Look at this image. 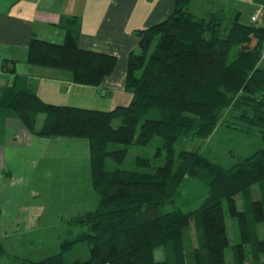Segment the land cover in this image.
Wrapping results in <instances>:
<instances>
[{"label": "trees", "instance_id": "obj_1", "mask_svg": "<svg viewBox=\"0 0 264 264\" xmlns=\"http://www.w3.org/2000/svg\"><path fill=\"white\" fill-rule=\"evenodd\" d=\"M191 1L176 0L165 19L135 32L138 52L127 59L124 90L131 98L125 106L98 111L48 104L24 83L0 82V108L11 110L31 135L88 141L97 195L95 210L67 221L77 233L57 253L17 258L16 264H185L183 234L194 220L200 230L194 264H227L225 211L237 220L242 243L254 244L258 264H264V239L254 238L264 223V199H249L248 211L236 205V197L249 195L253 186L264 192V25L242 23L238 11L198 16L189 10ZM79 28L76 18L66 20L62 44L30 38L26 62L68 72L75 85L99 87L117 58L81 49ZM231 104L259 126L261 148L230 166L198 148L176 150L185 139L207 137ZM156 138L155 156L165 152L162 166L138 157L135 170L119 168L130 146L146 147ZM244 261L240 250L237 264Z\"/></svg>", "mask_w": 264, "mask_h": 264}, {"label": "crops", "instance_id": "obj_2", "mask_svg": "<svg viewBox=\"0 0 264 264\" xmlns=\"http://www.w3.org/2000/svg\"><path fill=\"white\" fill-rule=\"evenodd\" d=\"M175 1L0 0V78L10 86L16 82L17 85L24 83L48 104L98 111L125 106L131 98L124 90L127 59L131 52H138L135 32L165 19ZM231 1L234 0H208L207 7L201 11L198 0H192L189 10L193 13L196 9L198 16L220 9L236 11L232 9L235 7ZM69 18L79 21L78 44L81 49L108 53L117 58L112 74L99 87L75 85L68 72L26 62L30 38L62 44L65 22ZM4 67H12L14 72ZM80 157L89 160L87 140L33 136L11 110L0 108V237L20 235L16 233L18 230L39 229V219L45 213L44 205H39L38 214L34 209L38 204L32 202L30 193L33 178H39V166L44 173L54 172L56 161H72ZM65 167L58 168L57 172L65 173L69 170ZM94 196L90 197L92 202ZM91 209L75 210V214Z\"/></svg>", "mask_w": 264, "mask_h": 264}, {"label": "rangeland", "instance_id": "obj_3", "mask_svg": "<svg viewBox=\"0 0 264 264\" xmlns=\"http://www.w3.org/2000/svg\"><path fill=\"white\" fill-rule=\"evenodd\" d=\"M198 3L201 6L198 9L202 11L207 7L208 0H198ZM230 3L235 8H229L240 12L242 23L251 24V17L256 15L258 21L254 24L264 25V0H234ZM195 10L193 9V13ZM262 65H264V58ZM3 79L0 80L1 84ZM236 102L237 100H235ZM232 104L221 110L216 125L207 137L204 139L194 137L185 139L177 145L176 150L198 148V152L206 158L230 166L261 148L262 134L259 126L253 123L249 124L248 121L244 120L241 109H236ZM231 112L233 114H230ZM252 118L254 117L252 116ZM159 146L157 138L146 147L130 146L126 158L119 168L135 170V162L138 157L150 160L152 167L162 166L165 158L164 150H161L160 156H155ZM110 165L111 168L116 167L113 163ZM53 166L54 172L46 171L45 173L39 166V178L35 180L34 177V185L31 186V200L38 204H36V208L34 207L38 214L39 205H44L45 213L39 219V229L18 230L16 233L19 232L20 235L0 237L4 250V254H0V264H16L17 258L40 260L57 253L60 249V243L72 238L77 233V229L69 228L67 223L69 219L76 216L75 210L82 212L91 208V211L96 209L97 195L91 186L89 160L80 157L72 161H56ZM63 166H67L69 170L65 173L57 172V169ZM188 188V184L183 185L182 196L186 195ZM92 195H95L93 202L91 201L92 198L90 199ZM260 197L264 199L262 187L260 185L253 186L249 195L244 194L236 197L238 210H247L245 207L249 199L257 200ZM26 198L25 196V200ZM170 208L171 206L168 207V209ZM225 218L229 234V248L225 252L226 263L237 264L238 253L243 250L245 264L253 262L258 264L261 257L259 249H256L254 244L248 246L242 243L238 222L235 218H231L227 211H225ZM199 231V226L194 220L183 234L185 264H194L192 252L197 246ZM254 238L256 240L264 239V223L256 226ZM80 254L84 258V251Z\"/></svg>", "mask_w": 264, "mask_h": 264}, {"label": "built area", "instance_id": "obj_4", "mask_svg": "<svg viewBox=\"0 0 264 264\" xmlns=\"http://www.w3.org/2000/svg\"><path fill=\"white\" fill-rule=\"evenodd\" d=\"M257 21H258V17L256 15L251 17V22H257Z\"/></svg>", "mask_w": 264, "mask_h": 264}]
</instances>
